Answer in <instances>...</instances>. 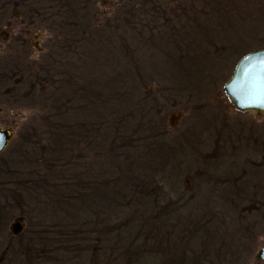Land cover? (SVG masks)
Instances as JSON below:
<instances>
[{"label": "rangeland", "instance_id": "1", "mask_svg": "<svg viewBox=\"0 0 264 264\" xmlns=\"http://www.w3.org/2000/svg\"><path fill=\"white\" fill-rule=\"evenodd\" d=\"M218 6L211 0H0V75H10L15 62L22 65L20 85L0 83V127L13 133L0 156V264H126L117 253L133 255V248L127 255L118 244L117 251L107 250V234L100 230L105 225L87 242L73 232L76 217L92 220V204L96 208L110 195L104 183L109 169L141 175L137 149L125 147L133 131L123 124L112 138L101 125L104 113L113 122L125 107L120 102L129 87H141L144 134H163L148 142L151 150L164 153L185 138L193 144L174 158L179 178L164 187L179 201L178 214L166 222L142 217L134 226L144 236L163 237L156 264H180L204 251L209 264H264L257 259L264 245V114L231 105L223 87L234 68L204 96L180 91L170 80L167 53L177 38L197 37L210 47L207 42L250 26L242 13L221 14ZM71 19L81 24L79 31L66 28ZM7 89L12 92L5 94ZM80 120L100 125L88 145L61 154L57 134L61 129L69 135ZM225 193L231 197H220ZM129 201L110 212L107 229L122 236L133 226L127 222ZM107 236L110 245L117 242ZM235 238L237 245L228 242ZM25 245L40 257H25ZM72 246L75 252H63Z\"/></svg>", "mask_w": 264, "mask_h": 264}, {"label": "trees", "instance_id": "2", "mask_svg": "<svg viewBox=\"0 0 264 264\" xmlns=\"http://www.w3.org/2000/svg\"><path fill=\"white\" fill-rule=\"evenodd\" d=\"M211 1L219 5L217 9L221 14L228 11L242 13L243 16L247 17V22L250 23V26L247 25L244 29L234 28L232 30L233 32L217 39V41L215 38L214 41L207 42V45L210 47L213 46V51L208 50L210 47L203 46L205 42H200V38L197 37H189V39L182 38L179 40L177 38L176 41H174L175 44L172 46V52L167 53V58L171 61L172 65L169 67L171 83L174 84L176 88L178 87L180 91L185 90L186 92L202 96L213 88H216L217 85L223 84V82L229 78V71L233 70L235 64L241 57L251 52L264 49V0ZM65 26H67L66 28H68V26L73 27L79 31L78 28L81 24L71 19V22L65 24ZM82 31H84V28ZM234 38H238V43H236V39L233 40ZM245 39H247V41ZM188 40L190 41L188 42ZM204 50L208 51L207 54L213 52V55L207 56ZM210 57H212V62L209 60ZM206 61L210 63L208 66L205 64ZM205 66L208 70H205ZM140 90L141 87L128 88L129 92L126 93V97L120 102V106L122 107L125 105V107L121 108L123 110H118L113 122H111L109 117L111 114L104 113L103 115H105V117L101 119L103 121L101 125H105L104 136H112V138H114L115 134L119 131L120 125L122 126L123 124L129 128L130 132L133 131L132 133L134 135H131L129 139L126 140L125 147L131 150H134V148L137 149L133 152L139 159L137 164L141 171V175L139 176L140 180L139 178H135L137 176H125L127 168H118L119 166H116L118 168L117 173H115V170L112 172L109 169L108 179L104 180V183L110 185V195L106 196L100 203H95L97 205L96 208L94 204H92V212L94 213V216L91 217L92 220L88 219L89 217L86 219L81 216L76 217L78 223L75 222L74 227H76V229L73 227V232L87 242L90 232L93 231L92 234H94V230L100 229V227L105 225L104 229H100L103 234L108 235L109 233V236L115 235L118 238L117 242L110 245V240L108 241V236L105 235L107 238V250L111 253L117 251L115 247L116 244L126 249L127 255L131 252V248L135 250L133 255L130 257L127 256L126 259L123 258L125 254L117 253L115 257L116 260L119 261L123 259L126 261V264H156L157 260L159 261L163 258V252L161 250L163 245L160 242L163 237H161L162 239H158L156 238L158 237L157 235H151L152 232H148L144 236L142 230L135 229L134 226L138 225L137 223L140 222L142 217L149 219V216L154 215L166 222L174 215L178 214L181 208L179 206V201L175 202L170 196L168 197L164 187L165 183H170V185L175 184L177 178H179V172L177 170L179 164L174 158L183 155L186 146L192 147L193 144L188 142L185 138L176 148L170 146L166 147L164 153H159V149L151 150L149 148L151 144L148 142L161 137L163 134H159L156 137L144 134V127L147 126V123L143 116L141 105L139 106V97L141 96ZM132 98L138 102H136L137 104L135 106L132 105ZM73 120L77 123L76 117H74ZM96 120L98 119L96 118ZM148 123L151 122L149 121ZM85 124V121L83 122V120H80L69 135L66 130L60 129L56 138L60 139L59 152L61 154L68 147L74 148L80 145H88V139L95 134L100 123L99 121L95 123L90 121L87 125ZM101 142H104V140ZM99 147L101 146L99 145ZM107 164L102 168L101 172L106 170ZM157 174L159 175L157 176ZM129 176L133 175L130 173ZM159 176H161V178ZM220 197L231 196L225 193ZM123 200L129 201L128 205L125 206L128 214L127 222L133 225L129 227L127 224L129 229L126 230L125 236L120 235L118 229L117 233H114L115 229L113 227L107 229L110 212L113 213L112 211L116 209L121 210V208H124V204L121 203ZM207 200L210 202L212 196H209ZM102 203L107 206L100 210ZM85 207L90 209L91 205L86 204ZM101 213H105L102 219H100ZM207 222H212V219L207 218ZM204 226H207V223H205ZM97 239L98 238H96V241ZM238 241L239 238H235L234 241L228 242L237 245ZM231 243L226 244V246H230L231 248ZM78 250L77 252H79ZM64 251L75 252L76 247H64L63 252ZM21 252L27 258L34 259L40 257L39 252L35 249L32 250L30 246L25 245ZM57 252H61V250ZM160 264H162V262ZM180 264H209L208 255L205 251L202 254L200 253L199 256L191 255V258H182Z\"/></svg>", "mask_w": 264, "mask_h": 264}, {"label": "water", "instance_id": "3", "mask_svg": "<svg viewBox=\"0 0 264 264\" xmlns=\"http://www.w3.org/2000/svg\"><path fill=\"white\" fill-rule=\"evenodd\" d=\"M223 90L231 105L241 113L264 114V49L241 57ZM13 133L0 128V153L10 143ZM257 259L264 263V245L257 252Z\"/></svg>", "mask_w": 264, "mask_h": 264}, {"label": "flooded vegetation", "instance_id": "4", "mask_svg": "<svg viewBox=\"0 0 264 264\" xmlns=\"http://www.w3.org/2000/svg\"><path fill=\"white\" fill-rule=\"evenodd\" d=\"M13 14H11V16H10V18H13V16H12ZM8 20H6V22H5V24H7L8 22H7ZM21 68H22V65H20V63H18V62H15L14 63V69H12L11 71H10V75H8V76H6V75H0V80H1V84L3 85V83H6V82H12L13 84H15V85H20L22 82H20V79L19 78H17L16 79V76L17 75H21L22 76V70H21ZM38 81V80H37ZM35 83H36V80H35ZM16 88V87H15ZM14 88V89H15ZM20 87H17V89H19ZM24 87H22L21 89H23ZM25 89V88H24ZM10 92H12V90L10 91V89H7L6 90V93L5 94H7V93H10ZM16 95V94H15ZM6 102H7V100H6ZM1 129H7V128H2V127H0ZM9 130H11V129H9ZM11 142V141H10ZM9 145V144H8ZM8 145L5 147V149L0 153V156L5 152V150L7 149V147H8ZM6 162V161H5ZM9 250H12V248H11V246H10V244H9Z\"/></svg>", "mask_w": 264, "mask_h": 264}]
</instances>
